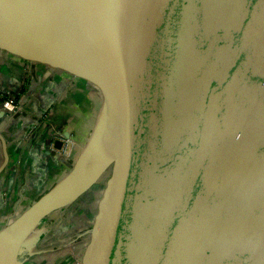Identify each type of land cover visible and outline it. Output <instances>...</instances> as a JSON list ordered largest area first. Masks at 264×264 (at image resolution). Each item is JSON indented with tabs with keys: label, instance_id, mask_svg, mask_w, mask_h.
<instances>
[{
	"label": "water",
	"instance_id": "water-1",
	"mask_svg": "<svg viewBox=\"0 0 264 264\" xmlns=\"http://www.w3.org/2000/svg\"><path fill=\"white\" fill-rule=\"evenodd\" d=\"M0 50L102 96L71 169L0 230V264L104 176L81 264H264V0H0Z\"/></svg>",
	"mask_w": 264,
	"mask_h": 264
},
{
	"label": "crops",
	"instance_id": "crops-1",
	"mask_svg": "<svg viewBox=\"0 0 264 264\" xmlns=\"http://www.w3.org/2000/svg\"><path fill=\"white\" fill-rule=\"evenodd\" d=\"M6 96L17 109L0 112V230L71 169L102 105L100 91L87 80L0 50V98ZM58 132L68 134L67 146H54ZM79 211L69 218V227L84 225L87 218L75 219ZM47 229L39 228L33 243L26 244L22 264H76L78 248L73 253L51 249Z\"/></svg>",
	"mask_w": 264,
	"mask_h": 264
},
{
	"label": "rangeland",
	"instance_id": "rangeland-1",
	"mask_svg": "<svg viewBox=\"0 0 264 264\" xmlns=\"http://www.w3.org/2000/svg\"><path fill=\"white\" fill-rule=\"evenodd\" d=\"M78 150L80 152L81 149ZM78 153L75 154V159ZM106 178L107 176L102 177L92 188H90L86 193L81 195L75 202L63 208V210L50 215L41 223L42 228H46V229L48 228L47 236L50 235L51 237L49 238L47 244L51 249L59 250L62 248H67L68 250L71 249L73 253V251L78 248L77 250L78 252L74 251L73 253L76 257L75 258L76 264H80L82 262L81 260L82 258L80 257V254L82 253L84 248H86L89 242V236L87 232L88 229H90L91 225L93 224L95 212L99 208L101 199H103L104 190L106 188V181H105ZM76 208H79L80 211L76 215L75 219L81 220L84 218L86 220L87 218V220L85 221V223H83L84 225L81 226L76 225L75 227H73L74 229L71 228L68 229L69 227L68 221L70 222V220H72L69 218L72 217L71 215L76 210ZM60 215L62 217H59ZM74 224L77 223L75 222ZM32 235L33 236H31V238L28 240V244L33 243L36 233H33Z\"/></svg>",
	"mask_w": 264,
	"mask_h": 264
},
{
	"label": "built area",
	"instance_id": "built-area-1",
	"mask_svg": "<svg viewBox=\"0 0 264 264\" xmlns=\"http://www.w3.org/2000/svg\"><path fill=\"white\" fill-rule=\"evenodd\" d=\"M17 109V104L15 103L14 99L10 96H6L4 98H0V112H15ZM58 138L62 141V144H68V140L63 137L62 133L58 132ZM65 155H69V151L64 153Z\"/></svg>",
	"mask_w": 264,
	"mask_h": 264
},
{
	"label": "bare ground",
	"instance_id": "bare-ground-1",
	"mask_svg": "<svg viewBox=\"0 0 264 264\" xmlns=\"http://www.w3.org/2000/svg\"><path fill=\"white\" fill-rule=\"evenodd\" d=\"M101 145H102V138L99 139L97 145L94 147V149H93V151H92V153L90 155V160H89V164L90 165L96 163V161L98 160V157H99V154H100V150H101Z\"/></svg>",
	"mask_w": 264,
	"mask_h": 264
},
{
	"label": "flooded vegetation",
	"instance_id": "flooded-vegetation-1",
	"mask_svg": "<svg viewBox=\"0 0 264 264\" xmlns=\"http://www.w3.org/2000/svg\"><path fill=\"white\" fill-rule=\"evenodd\" d=\"M75 226H76V224H72V225H70L69 228L74 229L73 227H75Z\"/></svg>",
	"mask_w": 264,
	"mask_h": 264
}]
</instances>
